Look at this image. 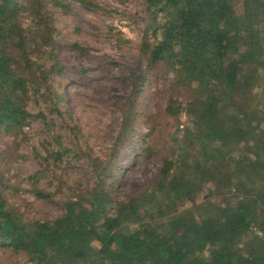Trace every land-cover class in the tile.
Wrapping results in <instances>:
<instances>
[{
    "label": "trees",
    "instance_id": "trees-1",
    "mask_svg": "<svg viewBox=\"0 0 264 264\" xmlns=\"http://www.w3.org/2000/svg\"><path fill=\"white\" fill-rule=\"evenodd\" d=\"M145 4L139 52L146 68L138 69L126 100L136 111L147 72L158 67L172 74L174 89L188 92L185 101L169 99L164 115L171 123L142 138L147 160L160 154V139L173 146L158 174L146 192L116 197L122 168L112 159L131 139V117L113 155L95 167V186L67 197L62 216L26 217L5 199L10 180L0 172V247L31 264H264V0ZM53 7L69 10L65 0H0V134L29 125L31 93L64 72ZM58 104L52 112L63 116ZM183 113L188 124L180 129L172 122ZM59 146L28 178L39 199L52 198L40 188L51 165L81 159L76 147Z\"/></svg>",
    "mask_w": 264,
    "mask_h": 264
},
{
    "label": "rangeland",
    "instance_id": "rangeland-1",
    "mask_svg": "<svg viewBox=\"0 0 264 264\" xmlns=\"http://www.w3.org/2000/svg\"><path fill=\"white\" fill-rule=\"evenodd\" d=\"M65 1L68 12L51 9L56 28L54 50L64 72L53 75L47 85L39 84L37 95L31 93L28 110L34 117L29 125L18 133L0 134V172L10 180L4 197L35 220L62 216L67 197L95 186V167L113 155L127 117H131L134 132L122 154L112 159L122 168L114 180L116 197L146 192L161 168L162 155L169 154L173 146L160 139V154L147 160L142 138L154 127L161 129L171 123L164 115L171 97L185 101L188 95L185 89H174L172 74L158 67L147 72L136 111L126 100L138 69L146 68L139 52L148 22L145 0H93L100 8L84 6L78 0ZM24 16L22 21L28 28L32 21ZM57 99L63 116L52 112ZM39 113L46 119L36 117ZM187 119L183 113L172 123L183 129ZM160 135L169 141L167 132ZM60 143L76 147V156L81 159L68 156L58 169L51 165L40 188L52 198L39 199L28 178L45 169L43 158L59 151ZM16 263L31 264L25 254L0 247V264Z\"/></svg>",
    "mask_w": 264,
    "mask_h": 264
}]
</instances>
